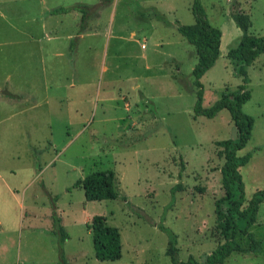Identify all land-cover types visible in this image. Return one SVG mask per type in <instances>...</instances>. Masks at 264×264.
<instances>
[{"label": "rangeland", "instance_id": "374dc122", "mask_svg": "<svg viewBox=\"0 0 264 264\" xmlns=\"http://www.w3.org/2000/svg\"><path fill=\"white\" fill-rule=\"evenodd\" d=\"M75 1L0 0V183L18 195L0 211V264H174L169 232L180 260L204 261L223 242L215 200L224 195L225 158L217 142L237 138L238 128L226 108L214 117L196 108L244 84L227 56L243 34L232 13L249 14L251 32L264 35V0H201L210 22L233 35L201 86L196 48L178 31L195 22L193 0H116L101 14L93 7L84 38L77 12L46 10ZM151 6L172 24L155 20V30L133 34L155 22L141 18L139 9ZM247 70L252 96L242 110L255 123L238 151L251 154L240 168L246 204L264 189V54ZM108 169L119 196L87 200L78 181ZM96 215L119 228L120 259H97ZM251 232L261 247L233 252L222 264H264V201ZM237 240L250 243L246 235Z\"/></svg>", "mask_w": 264, "mask_h": 264}, {"label": "trees", "instance_id": "16d2710c", "mask_svg": "<svg viewBox=\"0 0 264 264\" xmlns=\"http://www.w3.org/2000/svg\"><path fill=\"white\" fill-rule=\"evenodd\" d=\"M92 8L88 4L79 3L53 8L50 13L59 14L77 9L83 12L85 22ZM152 11L158 19L169 23L162 14ZM192 12L195 22L179 24L178 31L196 48L198 62L193 75L196 83L201 86L200 79L216 64L220 56L222 30L210 22L201 0H193ZM232 17L243 34L239 44L229 50L228 57L233 61L235 70L242 77L244 84L233 92L224 90L219 103L208 108L199 103L196 108L197 114L208 117H214L220 110L226 108L231 112L238 128L237 138L217 142L223 148L220 155L225 158L221 167L224 195L215 200L216 228L223 237V242H220L204 261H199L192 255L182 261L178 257L176 235L169 232L167 254L171 256L174 264H222L233 252H252L261 247V242L251 232V227L257 222L259 208L264 201V189L258 190L246 204L245 183L240 168L249 163L251 154L238 155V151L250 140L255 123L254 117L244 113L242 108L252 96L248 85L250 78L247 67L264 54V35H255L251 32V17L240 8L233 11ZM77 184L83 186L86 199L89 201L115 199L119 196L116 172L112 169L92 172ZM54 221L60 224V220ZM91 229L97 259L115 261L122 257V235L118 227L109 225L105 216L96 215ZM59 231L60 234L64 233L63 226H59ZM240 234L250 239L248 246L237 240Z\"/></svg>", "mask_w": 264, "mask_h": 264}, {"label": "crops", "instance_id": "0c3cea01", "mask_svg": "<svg viewBox=\"0 0 264 264\" xmlns=\"http://www.w3.org/2000/svg\"><path fill=\"white\" fill-rule=\"evenodd\" d=\"M115 2H116V0H97L95 3H91L90 1H87V0H78V1H75V3H72L71 5H59V6L68 7V6H73V5L79 4V3H81V4H88V5L92 6V7H96L98 10H100L99 12L101 14V9H100L101 6H112V5H114ZM59 6H56V7H59ZM56 7H53V8H56ZM53 8L50 7V9H46L47 11H49V13H48L49 15H68V14H71L72 12H77L78 13V19L79 20L81 18L83 19V12L80 11V10L75 9V10H72V11H69V12H64V13H59V14H52V13H50V10H52ZM114 9L116 11V8H113V10ZM139 10H140L141 13H143L142 16H141V18L143 20H146V21H148V20L149 21H152V20L155 21V20H157V21H159V23H163L165 26H168V25H171L172 24L171 21H169V23L167 24L166 22H164V21H162V20H160V19H158L156 17V15L154 14V12L152 10L159 12V14H162L165 17V14L162 13L160 10H158V8L156 6H151L148 10L143 9V8H140ZM88 17H89V15H88ZM157 21H155L153 23H149V27L148 28H145V27L139 25L138 26V29L135 32H133V34H136V33L140 34V33L147 32V31L149 32L150 30H155L157 28V25H158L157 24L158 23ZM52 32L55 33L56 30L55 29L53 31H50L49 30V33H52ZM98 32L99 31H97V33ZM87 33L88 34L89 33L92 34V32H90V30H89V24H84V22H83V29L81 30L79 36L81 38H84V36ZM93 34H95V33H93ZM227 35H228V37H231L233 39V35L231 36V33L228 32V34H225L224 31L222 30V39H221V46H220L221 53H220V55L223 52L222 48H223L224 43H227L228 41L231 40V38H230V40H226V38H228ZM142 48H146L145 44H142ZM229 50H228V52H229ZM228 52H227V56H228ZM168 76H170L171 78H175L176 77V76L173 75V73L172 74L170 73ZM135 81L136 82L133 85V87L134 88L140 87L141 84H142V81H140V78H137ZM122 84L125 85L126 84V81L119 82V91H122L123 88H124V87L121 86ZM121 97H124L125 98L126 95H124V94L123 95H120V98ZM127 98L128 97H126V99ZM102 101L104 102L106 100L104 99ZM103 114L105 115V112H103ZM1 185H2V187H1ZM17 196H18L17 193L6 183V181L5 180H2V183H0V211L7 210L11 206L13 197H17Z\"/></svg>", "mask_w": 264, "mask_h": 264}]
</instances>
